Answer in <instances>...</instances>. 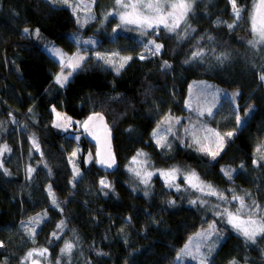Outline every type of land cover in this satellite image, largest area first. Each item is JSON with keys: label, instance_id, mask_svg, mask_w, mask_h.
<instances>
[{"label": "trees", "instance_id": "1", "mask_svg": "<svg viewBox=\"0 0 264 264\" xmlns=\"http://www.w3.org/2000/svg\"><path fill=\"white\" fill-rule=\"evenodd\" d=\"M254 1L236 0L241 9L236 20L231 0H194L182 32L169 34L156 28L148 33L162 45L156 56L141 52L135 33L99 34L101 51L128 48L130 59L117 72V67L92 53L62 87L54 81L61 62L46 52L38 36L70 54L78 45L72 36L96 34V22L79 26L67 5L51 0H0V126L8 123L0 133V142L5 143L0 148L4 150L0 264H22L27 246L47 249L46 264H172L190 237L215 220L213 202L235 213L240 202L233 196L243 197L246 204L260 206L253 217L260 218L264 213V160L260 159L264 43L256 44L254 54H242L251 45ZM197 51L203 55L192 59ZM200 80L230 83L243 103H236L238 115H244L245 106L252 107L241 126L223 114L211 122L224 120L222 131L235 130L214 160L183 146V132L172 135L169 146L158 145L153 133L162 117L185 113L189 84ZM53 107L82 121L100 114L98 123L111 135L112 155L107 160L114 158L111 168L85 161L97 141L82 131L77 139L55 127ZM75 146L81 149L76 178L68 158ZM139 151L154 167H176L181 174L193 170L226 199L208 196L205 203H192L196 196L188 194L184 185L168 188L157 176L149 185L137 186L130 176V162ZM30 156L36 166L28 175L24 167ZM4 169H10L12 176ZM221 169L232 170L231 179ZM41 211L47 213L46 219L33 237L21 242L20 222ZM241 216L248 218V209ZM61 222L63 229L58 231ZM216 226L223 240L208 264L233 260L264 264V235L252 242L219 220ZM65 242L74 245L70 255H61Z\"/></svg>", "mask_w": 264, "mask_h": 264}, {"label": "rangeland", "instance_id": "2", "mask_svg": "<svg viewBox=\"0 0 264 264\" xmlns=\"http://www.w3.org/2000/svg\"><path fill=\"white\" fill-rule=\"evenodd\" d=\"M51 1L55 4L64 3L65 5H67L71 9L75 19H77L79 26H85L87 24L96 22V25L94 28L95 29L94 31L96 32V34H93V31H91V34L88 36H85L82 33H80L79 35L75 34V36H72V38L76 40V42L79 41V43H77L78 45H77L76 52L70 53V54H67L63 50V48L60 45H57L55 42L44 41V38H42L41 36H38L37 41L42 42L41 44L45 48L46 52H48V54H50L58 62L61 61V55L63 56V59L65 60V62H67L69 57L83 55L85 58H87L92 53L94 54L98 53V54H105L106 58L110 57L112 59L113 66L119 68L120 63L123 62L122 58L129 57V54L127 52L128 48L101 51L100 50L101 40L98 39L97 35L102 34L105 36H112V35L114 36V35H117L123 32H129V34L135 33L132 35H134L135 38H137V43L139 45V48L142 49L141 52L143 54H149L152 56H156V55H153L152 53L155 51V44H159V43L154 41L153 38L148 36V33L154 31L156 28L147 30L146 34H143V35L141 34L142 30L138 28L136 25H122L121 27L118 28L117 25L120 24L119 17L115 15H108V13H111L114 11L115 0H100V1L95 0L94 3L92 2V0H67V3H65L64 0H51ZM142 2L147 4L148 2H150V0H142ZM163 2H165L167 6V4L175 2V0H163ZM75 4H79L81 5V7L76 8L74 10L73 7L69 6V5H75ZM85 4L90 5V8H91L90 11H88L86 8L83 7V5ZM193 5L194 3L192 4V7ZM166 10L171 11V9L167 7H166ZM138 11H143L144 14H154V13H150L149 10H147L146 8L142 10L138 9ZM250 11H251V17L253 16V14L257 16V26L259 27L261 17H264V6H261L260 0H255L253 2V5ZM189 13L187 14V16L190 15ZM186 20L181 22L180 26L174 31H172V33L176 34V33L182 32L183 27L185 26L184 23L186 22ZM157 28H164V27L161 25ZM113 29H116V31L113 32ZM251 32H252V23H251ZM257 39H258V36H255L252 32V40H257ZM84 41H92L93 43L86 45L83 43ZM149 41H154V44H150ZM53 49H58L61 55H53L52 54ZM254 51H255L254 47L250 45V48H245L242 54L243 55L247 54L249 56V55L254 54ZM113 54H118V55H113ZM84 62L85 61H83L82 63ZM77 70L73 71L72 68L64 67L63 70L62 68L60 69L57 76L58 75L67 76L69 72H72V75H73L74 73H76ZM57 76H55L54 78V81L56 83H57L56 81ZM71 76H69L67 81L64 82V85L67 84V82L71 79ZM1 83L2 81H0V85ZM188 88H189L188 97L183 107L185 110V113L181 114L180 117H176L172 114L162 117L158 124L159 129L157 127L154 129L156 131L154 138L157 141V139H159L160 137H164V139L161 140L160 145L169 146L171 136L174 135L175 133L178 134V133L183 132V139H182L183 146L191 147V148L193 147L199 152H201L202 154L203 153L206 154L209 159L214 160L206 152L199 150L201 145L208 148L210 151L220 153L223 147L225 146V144L228 143V141H230V139L233 136L232 135L231 137H228L226 134L229 132H232L234 134L235 130L222 131L221 127H222V123L224 122V120L219 121L216 125L212 124L213 123L212 121H216L217 117L220 114H223L226 119L228 118L234 119V121L236 122L235 126L238 127L237 120H236L238 111L237 109H235V107L237 106L236 103H238L239 106H243V103L239 102V97L237 96L238 92L233 88V86H231L230 83L229 84L224 83V82L217 83V82H211V81L210 83H208L206 81L200 80V82H191ZM251 108L252 107L250 106H245L244 115H239L242 121L246 117L245 112L249 114L251 112L250 111ZM55 110L56 111L53 112L54 124L60 123L62 125H66V127L58 128L62 132L64 131L67 133V135L71 137H76L78 139L80 137L78 133L82 131L83 135L86 134L87 136H90L91 140H94V142L97 141V143L95 144L94 152L93 153L90 152L86 154L85 161L88 162L90 159H92L97 164L101 165L102 167L105 166L106 164H101L98 161L101 159L107 161L109 160V156L112 155V150H110V145H109V138L111 137V135L107 127H104L103 125H100L98 123L97 120H100L101 118L100 114H94L92 116L93 119L91 121L89 120L82 121L74 117L72 118L71 116L65 114L63 111L61 112L60 110L56 108ZM209 110H211V113H212L211 115H209ZM57 112L61 114L59 118L56 115ZM201 112H203V115H200ZM69 118L71 120V123H68ZM177 119H179L180 121L179 123L176 122ZM85 121L88 122L87 130H85V127H84ZM95 121H97V123H95ZM7 124L8 123L5 121L4 124L0 126V133L5 132ZM169 128H171V132L168 131ZM208 129H211L213 130L214 133H219L221 137H224V143H223L222 148L219 145L217 137L209 133L207 131ZM205 137H208V138L205 139ZM195 140H199L200 144L195 143L194 142ZM34 142L36 144L35 140H33V143ZM4 146H5L4 141L0 142V148H4ZM80 152H81L80 147L75 146L74 150L69 154V157H68L70 161V167L73 170V174L75 178L78 177L80 174L79 158H78V154ZM73 153H76V155L73 156ZM138 153H143V155L137 156V154H135L134 156L136 158L135 162L133 161L134 157L131 158V162H130V169H131L130 176H132L133 181L135 182L137 186L149 185L151 178L157 176L165 183V185H167L168 188H172V187L178 188L179 186L178 184L184 185L185 186L184 190L188 194L196 196L193 201L205 203L208 196L205 197L206 195H204L202 192L196 189H193L191 187H187L189 185L184 180V177L186 175L194 172L193 170L192 172H186L184 174H181L180 170H178L176 167H172V168L154 167L150 163H147L148 157L144 152L139 151ZM3 154H4V150L0 149V167L3 165V162H4L2 161ZM35 166L36 164L34 160H32V157L30 156L25 163L24 169L28 175H31L34 170L31 173H29L28 169L29 168L34 169ZM74 169L78 170V174L74 173ZM171 169H177L178 171L176 173L175 179L166 183V177L161 176L160 173L168 172ZM4 172L9 174V176H12V171L10 169L9 171L8 169H4ZM137 173H139V175H137ZM149 173H151L150 176L148 175ZM195 174L198 176L197 173ZM145 180L147 181V183L143 182ZM204 183L207 184L206 182ZM216 190L220 192V189L216 188ZM200 196L205 197V199L201 198ZM212 204L215 205L213 207V215L216 216L215 220L207 222L206 227L198 230L195 234H193L185 244L189 246L188 250L193 255H196L198 258L194 260L191 258V256L184 255L180 251L179 253L181 254V259L177 260L176 258L178 255L177 253L174 259L175 261L172 264H187L188 262L200 264V259L204 257H206L205 264H208L212 260L211 257L213 253L217 250L220 240L221 241L223 240V236L220 235V233L217 231L216 224L218 220L224 223V225L231 227L235 232H237L236 229H234L230 224L227 223V216L220 215L221 213L224 212V209H227L229 212L231 211L219 201L213 202ZM46 217H47V213L44 211H41V212L35 213V215L33 216L25 218L22 222H20L21 226H20V234H19L20 237H18L19 240L20 241L22 240L23 243H25L26 237H33L35 234L32 235L28 231V229L33 228L35 229V233H36V231L41 225V222L45 220ZM37 218L39 219L38 223L36 222ZM241 218L247 219V217H243V216H241ZM210 225H214V228L211 230V235H209L207 238H205V236L203 235L197 236V233H207ZM237 233L240 234L239 232ZM185 245L181 249H184ZM197 245L200 246L199 252L196 251ZM210 249L212 251L209 254ZM40 250H43V249L38 248V247L29 248L27 246L26 249L21 254L23 255V253L25 252V254L23 255L24 257L22 256L21 258V263L23 262V264H32V260L25 259L27 253L32 251L34 252V256L32 259H34L37 262V264H46L45 255L44 256L35 255V252H38Z\"/></svg>", "mask_w": 264, "mask_h": 264}, {"label": "snow or ice", "instance_id": "3", "mask_svg": "<svg viewBox=\"0 0 264 264\" xmlns=\"http://www.w3.org/2000/svg\"><path fill=\"white\" fill-rule=\"evenodd\" d=\"M65 3H67V0H64ZM94 3L95 0H92ZM194 0H175V2H172L170 4H165L163 0H150L147 4L143 3L142 0H115V6H114V11L111 13H108V15H115L119 17L120 24L117 25V27H121L122 25H136L138 28L142 30L141 34H146L147 30L157 28L159 26H163L165 29H167L169 32L174 31L177 29L181 22L185 21L187 14L191 11L192 4ZM232 6H233V12L236 16L237 19H239L240 14H241V9L237 6L236 0H231ZM261 6H264V0H260ZM70 7H73L74 10L76 8L81 7L79 4L75 5H69ZM84 8H86L88 11L91 10L90 5H83ZM167 8H170L171 11H167ZM147 9L149 10L150 13L154 14H144L143 11H138L142 9ZM178 13V14H177ZM252 21V32L255 36H258L257 40H251L249 41V44H251L253 47L256 46L258 43H264V17H261L260 20V25L259 27L257 26V16L253 14L251 17ZM233 25L229 24L228 27L231 28ZM29 30L27 28L24 29V32L27 33ZM116 29H113V32H115ZM79 43V41H77ZM84 44H92V41H84ZM150 44H154V41H149ZM162 45L160 44H155V51L152 53L153 55L159 54V51L161 49ZM53 55H61L60 51L58 49H53ZM113 55H118V54H113ZM203 55L202 52H193L192 53V59H196L198 57H201ZM144 57L142 56L141 59ZM85 57L83 55H77L74 57H69L68 61L65 62L63 59V56L61 55V67L62 70L64 67H69L72 68L73 71L79 69L82 66V62L85 61ZM103 59L106 64H112V59L105 58L104 56H101L97 54V60ZM130 59V57H125L122 58L123 62L120 63L119 68L116 69L118 72L120 68L124 67V64L127 62V60ZM217 59H220L217 57ZM165 66L167 67V62H165ZM72 75V72H69L67 76L64 75H58L56 78L57 83L61 84V86H64V82L67 81L68 77ZM261 80H264V75L260 77ZM55 108H53V112H55ZM211 110H209V115H211ZM57 117H60V113H56ZM200 115H203V112L200 113ZM248 113L245 112V116H247ZM89 121L93 119V117L88 118ZM102 119V117H101ZM237 120V125L241 126L243 121L239 115L236 117ZM179 123V119L176 121ZM68 123H71V120L69 118ZM163 123V122H162ZM87 124L88 122H84V127L85 130H87ZM55 127H66V125H62L60 123H55ZM159 129V125L157 126ZM169 132H171V128L168 129ZM209 133L212 135H215L218 139L219 145L222 148L223 143H224V137H221L219 133H214L213 130L208 129L207 130ZM156 134V131L154 130V135ZM228 137H231L233 135L232 132H229L226 134ZM208 137H205L207 139ZM164 137H160L157 139V144L160 145L161 140H163ZM197 144H200L199 140L194 141ZM34 147L38 146L34 142ZM6 150V149H5ZM200 151L206 152L208 155H210L213 159L219 154L218 152H213L210 151L208 148L204 147L201 145L199 148ZM259 152L260 150L257 149ZM76 153H73V156H75ZM143 153H137V156H141ZM135 157L133 158V161L135 162ZM261 160H264V155H261L260 157ZM101 164H106L108 168H111L113 164L115 163L114 158H111V162H108L106 160H99L98 161ZM253 163H257V161H253ZM33 169L29 168L28 172L31 173ZM177 169H171L168 172H161L160 175L166 177V183L169 181H172L175 179ZM222 172H224V175L227 176L229 179L232 177V170H226V169H221ZM74 173L78 174V170L74 169ZM139 175V173H137ZM149 176L151 173L148 174ZM185 182L189 185V187L196 189L200 192H202L206 196H216L218 200H225L226 197L223 193L218 192L215 188H213L212 185L210 184H205L204 182L200 181L199 177L194 173H190L184 177ZM144 183H147V181H143ZM101 184L104 187H108V184L105 181H101ZM49 195L53 196L51 191L49 190ZM234 200H238L240 202V208L236 210L235 213L229 212L227 209H224V212L221 213V216L226 215L227 216V223L230 224L234 229L237 230L241 235L245 237L246 240L255 242V238L259 235H264V213H261L260 218L256 219L253 218L256 216L257 212L260 209L259 205H256L255 202H253L251 205L246 204L245 200L243 197L239 196H233ZM192 203H196V201H192ZM53 205H56L55 198L53 196ZM244 209H248V218L243 219L241 218V213L244 211ZM36 222H39V219L37 218ZM214 228V225L209 226V230L207 233H197V236H205L207 238L209 235H211V230ZM58 231H62L63 229V222H61L59 225H57ZM28 231L34 235L35 234V229L29 228ZM53 236L56 238H59L57 236V233H53ZM0 247H3V244L0 243ZM74 245L71 242H65L64 247L61 249V255H70L72 250H73ZM188 245H185L184 249H181V253L184 255L191 256L192 259H197L198 257L196 255H193L189 250H188ZM200 246L197 245L196 251L199 252ZM211 249L209 250V254L211 253ZM47 252V249L40 250L38 252H35V255L37 256H44ZM34 256V252L30 251L27 253L25 259L26 260H32V264H37V262L32 259ZM177 260L181 259V254L178 253L177 255ZM206 257L200 259V264H205ZM23 264V262H22ZM59 264V261L57 262ZM229 264H236V261H230Z\"/></svg>", "mask_w": 264, "mask_h": 264}]
</instances>
